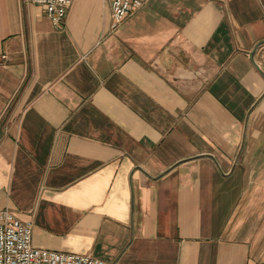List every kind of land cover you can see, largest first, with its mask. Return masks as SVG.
I'll list each match as a JSON object with an SVG mask.
<instances>
[{"label": "crops", "instance_id": "obj_1", "mask_svg": "<svg viewBox=\"0 0 264 264\" xmlns=\"http://www.w3.org/2000/svg\"><path fill=\"white\" fill-rule=\"evenodd\" d=\"M0 209L102 264H264V0H0Z\"/></svg>", "mask_w": 264, "mask_h": 264}, {"label": "built area", "instance_id": "obj_2", "mask_svg": "<svg viewBox=\"0 0 264 264\" xmlns=\"http://www.w3.org/2000/svg\"><path fill=\"white\" fill-rule=\"evenodd\" d=\"M55 26H60L71 0H32ZM147 0H110L111 28L135 14ZM0 264H102L90 253L37 248L32 226L10 210L0 209Z\"/></svg>", "mask_w": 264, "mask_h": 264}]
</instances>
